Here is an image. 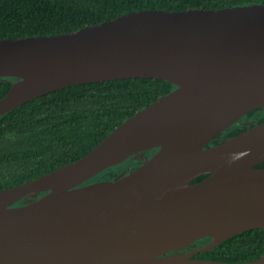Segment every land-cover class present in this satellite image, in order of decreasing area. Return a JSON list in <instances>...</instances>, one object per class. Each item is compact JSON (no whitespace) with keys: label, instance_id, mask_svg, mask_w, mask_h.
Instances as JSON below:
<instances>
[{"label":"water","instance_id":"1","mask_svg":"<svg viewBox=\"0 0 264 264\" xmlns=\"http://www.w3.org/2000/svg\"><path fill=\"white\" fill-rule=\"evenodd\" d=\"M0 77L18 79L0 116L75 85L175 86L81 159L0 191V264H264V255L195 258L264 229V122L210 146L264 108V5L143 10L69 33L0 39ZM157 148L134 171L84 185ZM25 198L37 200L16 205Z\"/></svg>","mask_w":264,"mask_h":264},{"label":"trees","instance_id":"2","mask_svg":"<svg viewBox=\"0 0 264 264\" xmlns=\"http://www.w3.org/2000/svg\"><path fill=\"white\" fill-rule=\"evenodd\" d=\"M254 4L264 5V0H0V39L69 33L143 10H219ZM16 81L17 78L0 77V100ZM174 88L168 81L148 78L87 83L54 91L1 115L0 191L33 181L81 159L116 127ZM247 122L251 124L245 125ZM262 122L264 108L254 110L217 136L210 146L221 144ZM157 150L132 156L124 162L127 166L122 172L134 171ZM258 167L264 168V163ZM120 174L99 180L96 176L84 185L111 180ZM207 176H200L194 183ZM43 195L44 192L39 193V197ZM36 200L25 198L16 205ZM210 240L205 238L198 243L202 246ZM263 255L264 229H253L195 258L249 262Z\"/></svg>","mask_w":264,"mask_h":264},{"label":"rangeland","instance_id":"3","mask_svg":"<svg viewBox=\"0 0 264 264\" xmlns=\"http://www.w3.org/2000/svg\"><path fill=\"white\" fill-rule=\"evenodd\" d=\"M141 155H143V154H141ZM127 166V163H124V164H121V165H119V166H117V167H115V168H112V169H109V170H107V171H104V172H102V174L100 173L99 175H97L98 176V180L99 179H101L102 177L104 178V179H108L109 177H110V175L111 174H120L122 171H124V168ZM103 179V180H104Z\"/></svg>","mask_w":264,"mask_h":264}]
</instances>
